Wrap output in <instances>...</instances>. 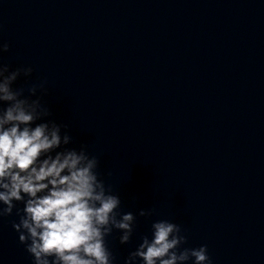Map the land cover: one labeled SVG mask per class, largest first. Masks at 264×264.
Returning a JSON list of instances; mask_svg holds the SVG:
<instances>
[{
	"label": "clouds",
	"instance_id": "1",
	"mask_svg": "<svg viewBox=\"0 0 264 264\" xmlns=\"http://www.w3.org/2000/svg\"><path fill=\"white\" fill-rule=\"evenodd\" d=\"M8 51L0 38V221L15 210L12 228L32 264H114L107 238L115 230L128 244L137 215L151 217L154 209L121 211L120 195L101 178L98 156L86 144L67 147L73 142L68 125L49 119L50 107L42 102L47 82L13 87L33 68L12 70L3 62ZM187 244L179 224L156 220L151 237L142 235L124 264H212L207 245Z\"/></svg>",
	"mask_w": 264,
	"mask_h": 264
}]
</instances>
